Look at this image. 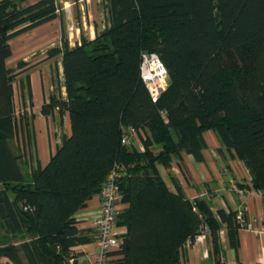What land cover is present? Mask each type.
Segmentation results:
<instances>
[{
  "label": "trees",
  "instance_id": "obj_1",
  "mask_svg": "<svg viewBox=\"0 0 264 264\" xmlns=\"http://www.w3.org/2000/svg\"><path fill=\"white\" fill-rule=\"evenodd\" d=\"M27 1L0 0V258L69 264L74 248L95 239L75 215L115 165L127 205L117 224L126 232L108 264H178L184 244L204 232L215 256L220 222L233 243L235 211L215 217L203 199L169 190L158 167L182 152L201 160L203 133L212 131L264 194V0H105L106 26L93 40L44 52V60L61 57L66 95L52 96L41 114L68 112L71 134L31 183L10 146L17 123L9 40L54 19L57 4ZM143 52L156 54L167 74L157 100L139 76ZM125 127L137 130L142 150L121 144ZM18 233L25 238L14 245L9 236Z\"/></svg>",
  "mask_w": 264,
  "mask_h": 264
},
{
  "label": "crops",
  "instance_id": "obj_2",
  "mask_svg": "<svg viewBox=\"0 0 264 264\" xmlns=\"http://www.w3.org/2000/svg\"><path fill=\"white\" fill-rule=\"evenodd\" d=\"M55 2L54 19L9 40L11 56L6 65L16 73L13 91L17 123V134L10 146L19 156L27 183H31V172L44 168L61 145L62 138L71 134L68 112L55 111L50 116L41 114L42 105L52 96L64 99L66 95L61 57L44 60V52L53 46L60 47L63 42L73 47L80 44L82 37L93 40L106 26L105 0ZM19 62L36 65L16 69ZM203 137L206 146L201 160L182 152L172 159L168 168L159 166V175L169 190L178 187L188 201L208 197V201L203 200L215 217L220 210L242 208L250 229H237L232 243L227 226L220 222L217 232L219 253L212 255L210 236L204 232L193 242L184 244L178 264H215V260L224 264L264 263V194L251 187L244 164L224 151L212 131L204 132ZM9 197L13 199L11 193ZM98 207L99 196L96 195L75 215L78 229H93L91 219ZM126 207L120 203L118 212ZM21 242L12 240L14 245ZM73 250L93 251V248L87 244ZM0 264L13 263L0 258Z\"/></svg>",
  "mask_w": 264,
  "mask_h": 264
},
{
  "label": "built area",
  "instance_id": "obj_3",
  "mask_svg": "<svg viewBox=\"0 0 264 264\" xmlns=\"http://www.w3.org/2000/svg\"><path fill=\"white\" fill-rule=\"evenodd\" d=\"M139 76L153 100H157L167 87V74L159 57L154 53L143 52L140 56ZM121 144L134 145L142 150L134 127L122 129ZM120 168L115 165L106 177L99 196V207L92 216L95 239L90 244L93 251H75L69 264H108L111 254L121 250L122 235L126 228L117 224L118 205L121 202L119 189ZM242 195L245 193L242 192ZM202 198V197H201ZM208 201V197H203ZM235 221L239 229H250L246 221L244 210H235ZM264 264V263H258Z\"/></svg>",
  "mask_w": 264,
  "mask_h": 264
},
{
  "label": "rangeland",
  "instance_id": "obj_4",
  "mask_svg": "<svg viewBox=\"0 0 264 264\" xmlns=\"http://www.w3.org/2000/svg\"><path fill=\"white\" fill-rule=\"evenodd\" d=\"M36 1H38V0H28L24 5H29V4H32V3H34V2H36ZM56 1V0H55ZM58 5H59V3H58ZM10 69H13V68H10ZM161 171H163V170H161ZM163 173V172H162ZM164 174V173H163ZM164 176H165V174H164ZM3 236V235H2ZM3 238H6V236H4ZM8 238V237H7ZM7 238L6 239H3V242H6L7 241ZM25 238V236L23 235V234H21V233H18V234H16L15 236H13V238H12V240H14V241H17V240H23Z\"/></svg>",
  "mask_w": 264,
  "mask_h": 264
},
{
  "label": "water",
  "instance_id": "obj_5",
  "mask_svg": "<svg viewBox=\"0 0 264 264\" xmlns=\"http://www.w3.org/2000/svg\"><path fill=\"white\" fill-rule=\"evenodd\" d=\"M167 82H168V79H167Z\"/></svg>",
  "mask_w": 264,
  "mask_h": 264
}]
</instances>
